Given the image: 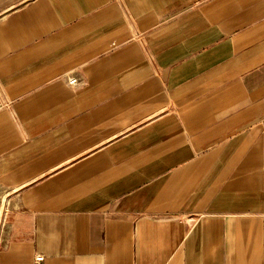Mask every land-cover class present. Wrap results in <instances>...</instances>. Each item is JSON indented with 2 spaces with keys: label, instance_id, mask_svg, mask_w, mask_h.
<instances>
[{
  "label": "crops",
  "instance_id": "0c3cea01",
  "mask_svg": "<svg viewBox=\"0 0 264 264\" xmlns=\"http://www.w3.org/2000/svg\"><path fill=\"white\" fill-rule=\"evenodd\" d=\"M0 264H264V0H0Z\"/></svg>",
  "mask_w": 264,
  "mask_h": 264
},
{
  "label": "built area",
  "instance_id": "2783aa9c",
  "mask_svg": "<svg viewBox=\"0 0 264 264\" xmlns=\"http://www.w3.org/2000/svg\"><path fill=\"white\" fill-rule=\"evenodd\" d=\"M68 83H69L70 85H75L76 80H75V79H70V80L68 81ZM36 261H37V262H40V261H42V258H41V257H36Z\"/></svg>",
  "mask_w": 264,
  "mask_h": 264
}]
</instances>
